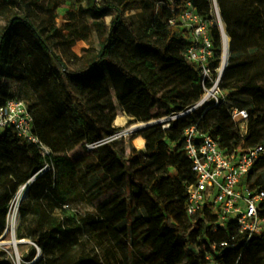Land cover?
Listing matches in <instances>:
<instances>
[{
    "label": "trees",
    "instance_id": "obj_1",
    "mask_svg": "<svg viewBox=\"0 0 264 264\" xmlns=\"http://www.w3.org/2000/svg\"><path fill=\"white\" fill-rule=\"evenodd\" d=\"M68 1L0 0V15L7 21L0 29V78L19 81L14 88L0 80V104L25 101L35 133L51 149L45 156L14 128L0 134V237L12 200L22 186L32 183L20 206L17 231V238L27 241L19 249L29 264H105L99 251L90 253L83 240L86 227L96 233L103 226L130 248L134 264H207L208 254L225 264H264V233L248 238L235 224L213 231L215 216L208 209L205 215H187L186 187L197 176L184 149V129L194 120L220 138L228 151L239 145H264V0H249L254 6L250 16L222 12L230 38L222 82L226 99L172 120L169 127L149 126L142 133L146 144L140 152L133 142L129 151L123 148V139L93 150L85 144L116 131L119 109L147 122L185 111L201 100V69L186 56V31L171 20L191 2L211 22L212 65L217 68L224 36L212 1L114 0L101 7L99 0H79L78 9L69 14L81 13L95 23L110 10L115 16L94 55L84 48L82 55L72 53V58L57 51L59 41L54 38L72 36L63 40L69 50L88 39L76 31L65 33L70 28L56 24L59 9ZM29 6L42 8L53 24L41 27L30 17ZM142 8L149 15L144 35H139L125 14ZM233 107L251 116L242 140L230 112ZM47 163L50 167L43 170ZM123 179L128 182L126 204L116 197ZM175 182L182 188L172 196L173 187H167ZM243 182L264 190V153ZM145 196L154 204L145 211L136 209ZM79 200L95 210L79 217L69 207ZM174 201L180 209L170 210ZM223 241L227 245L221 246ZM0 264H12L1 250Z\"/></svg>",
    "mask_w": 264,
    "mask_h": 264
},
{
    "label": "built area",
    "instance_id": "obj_2",
    "mask_svg": "<svg viewBox=\"0 0 264 264\" xmlns=\"http://www.w3.org/2000/svg\"><path fill=\"white\" fill-rule=\"evenodd\" d=\"M188 6L180 16L172 19L171 23H179L186 31V56L201 69L204 93L194 107L173 113L170 119L174 120L185 117L196 109L218 105L226 99V92L222 88L224 60L217 68L212 65L214 44L211 22L203 19L193 9L191 2ZM230 112L242 140L248 133L251 116L247 110L236 107L231 108ZM169 126L170 123L165 125ZM8 128H14L20 136L37 144L45 156L51 155V149L34 131V118L25 101L12 99L0 104V134ZM116 128L109 136L87 142L85 148L97 149L109 142L126 139L134 132L132 128L120 125ZM184 149L197 176V180L186 187L187 215H205V210L208 209L215 216L214 221L210 223L213 231L228 229L231 224H235L248 238L253 234L264 233V190L252 188L243 182L244 177L252 171L256 161L264 153V145H239L228 151L220 138L206 132L200 121L194 120L184 129ZM49 167L50 164L47 163L43 170ZM225 245L226 241L221 242V246ZM207 264L225 263L208 254Z\"/></svg>",
    "mask_w": 264,
    "mask_h": 264
},
{
    "label": "rangeland",
    "instance_id": "obj_3",
    "mask_svg": "<svg viewBox=\"0 0 264 264\" xmlns=\"http://www.w3.org/2000/svg\"><path fill=\"white\" fill-rule=\"evenodd\" d=\"M84 1L85 0H83L82 3H84ZM99 1L101 7H108L110 4H113L114 2V0H99ZM211 1H212L214 15L218 20L219 18L221 19L223 18L222 12H228V14L236 17H244L254 14V6L249 0H211ZM79 3H80L79 0H70L66 2L59 9V17L56 18L55 21L60 28L65 27L66 25L70 28V30L66 31L65 33H70V32L73 33V31H76V33L85 35L88 39V41L80 40L72 48V50H69L67 44L63 43V40L66 42L67 36H63L59 34L57 37H55L54 42L59 41L57 46V51L64 56H68L69 58L73 57L72 53H75L79 56L82 55L84 48L89 49L87 53L88 55H94L98 48V42L100 36L101 35L106 36L108 34L112 19L115 16V11L110 10L109 14L105 15L102 19L98 20V22L95 23V21H92L88 16L82 15L81 13L77 12L76 14H69L70 10L78 9ZM20 13H22V11H20ZM28 13L30 17L41 27H46V26L49 27L53 24L50 16L42 8L29 6ZM148 15H149L148 9L142 8V9L126 12L125 17L127 24L132 25L133 29L136 31L137 34L144 35V30L147 24L146 18L148 17ZM6 22H7L6 18L3 15H0V29L6 24ZM67 38L71 39L73 37L69 36ZM222 60H223V56H222ZM74 62L71 61L70 64H73ZM0 80L2 83H7L14 88L19 83V81L16 78L11 79V78L2 77L0 78ZM118 112L119 113L114 121V125L116 127L120 125L123 127L132 128L134 130V132L128 138L123 139L122 141V147L125 148L127 151H129L130 142L134 143L138 152L144 151L145 146L144 148H142L141 145L137 142V138L143 136L142 133L148 128L147 127L142 132L140 128H142L144 124H147L151 121L162 120V122L158 124H162L163 127H165V125H168L170 121L174 120V119H170V117L173 115L171 114L168 116H163L158 119H152L150 121L144 122V121H138L135 117H132L129 113L125 112L123 109H119ZM119 116L124 118V123L118 124L116 122ZM168 119L170 120L167 121ZM118 185H119V189L116 192L117 199L125 200L124 204L129 203L130 200L128 198L129 193H128L127 180L124 179L121 180L118 183ZM170 188L173 189L172 196H177L182 187L175 182L169 184V186L167 187V191H169ZM26 198L27 196L25 197V199ZM153 204H154V200L152 198L145 196L143 200L138 205H136V209L145 211L149 209ZM17 206L18 205L15 196V198L12 200L10 205V212L8 214V219L11 213H15L16 211H18L21 222V215H20L21 204L18 207ZM181 206L182 205L180 203L174 201L170 204L169 208L170 210H177L180 209ZM69 207L72 209V212L79 215V217L85 216L87 213H92L95 210L92 204L86 200L73 201ZM8 219H7V228L4 234L0 237V250L5 252L8 260L11 261L12 264H29L28 262H24L22 259V255L19 249V244L21 243H18L17 245L12 244V242L14 241V234L9 226ZM17 231L18 228L15 233L16 237H17ZM20 240L21 239L17 238V241ZM83 240L85 241L86 246L90 253L94 251L93 249H97L99 251V254L101 256V262H104L105 264H108L109 262L113 264H134V257H132L130 248H128L124 243H121L120 239L105 226L101 227L100 232H96V233H94V230H91L90 227L88 228L86 227L83 233ZM1 242L4 243L2 244Z\"/></svg>",
    "mask_w": 264,
    "mask_h": 264
},
{
    "label": "bare ground",
    "instance_id": "obj_4",
    "mask_svg": "<svg viewBox=\"0 0 264 264\" xmlns=\"http://www.w3.org/2000/svg\"><path fill=\"white\" fill-rule=\"evenodd\" d=\"M229 45H230V38H228L226 40V43H225V48H224V52H223V60H224V64L226 66V64L228 63L229 61ZM116 122L118 124H121V123H124V118L123 117H118ZM157 121H151L147 124H144L143 127H146V126H150V125H154ZM144 139L140 136L137 138V142L141 145L143 143ZM26 192H27V185H24L22 186L17 195H16V202H17V205L19 206L21 204V202L25 199L26 197ZM17 206V207H18ZM8 222H9V226L10 228L12 229V232L14 234V241L12 242V244H15V242L17 241V237L15 236V233H16V230L18 228V225H19V222H20V216H19V212L16 211L15 213H11L9 215V219H8ZM2 244L4 242H1Z\"/></svg>",
    "mask_w": 264,
    "mask_h": 264
},
{
    "label": "water",
    "instance_id": "obj_5",
    "mask_svg": "<svg viewBox=\"0 0 264 264\" xmlns=\"http://www.w3.org/2000/svg\"><path fill=\"white\" fill-rule=\"evenodd\" d=\"M218 21H219L220 27H221L222 32H223V35H224V48H225V43H226V40L229 38V36H228L227 33H226V29H225V26H224L223 20H222L221 18H219ZM223 52H224V50H223ZM229 53H230V45H229ZM227 64H228V63H227ZM227 64H226V66H225V70H226ZM169 120H170V119H168L167 121H169ZM161 122H162V120L157 121L155 124H158V123H161ZM155 124H154V125H155ZM150 126H152V125H150ZM147 127H149V126L142 127V128H140V130L143 132ZM35 179H36V177H34V178L32 179V182H33ZM31 184H32V183H28V184H26V185H27L26 196H27V194H28V191H29V189H30ZM25 242H27V241H25L24 239H22V240H20V241H16L15 244L17 245L18 243H25ZM38 258H39V255L36 257V259H35L33 262L37 261Z\"/></svg>",
    "mask_w": 264,
    "mask_h": 264
},
{
    "label": "crops",
    "instance_id": "obj_6",
    "mask_svg": "<svg viewBox=\"0 0 264 264\" xmlns=\"http://www.w3.org/2000/svg\"><path fill=\"white\" fill-rule=\"evenodd\" d=\"M141 137L144 139L143 143L141 144V147L144 148V146L146 144V140H145V138L143 136H141Z\"/></svg>",
    "mask_w": 264,
    "mask_h": 264
}]
</instances>
